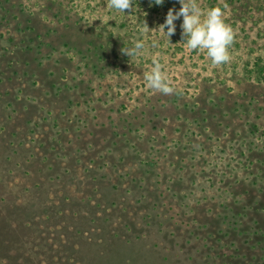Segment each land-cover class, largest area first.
<instances>
[{"label":"rangeland","instance_id":"rangeland-1","mask_svg":"<svg viewBox=\"0 0 264 264\" xmlns=\"http://www.w3.org/2000/svg\"><path fill=\"white\" fill-rule=\"evenodd\" d=\"M195 2L227 62L168 42L176 0H0V264H264V0Z\"/></svg>","mask_w":264,"mask_h":264},{"label":"clouds","instance_id":"clouds-1","mask_svg":"<svg viewBox=\"0 0 264 264\" xmlns=\"http://www.w3.org/2000/svg\"><path fill=\"white\" fill-rule=\"evenodd\" d=\"M159 5L163 0H154ZM180 7L173 11L169 9L164 21L160 24L159 30L167 38L176 31L174 21L182 18L180 27L182 29L183 43H186L188 50H206L207 56L213 64H222L229 60L228 46L233 40V32L230 26L222 20V11L219 7H211L206 12H202L195 0H176ZM109 7L125 13L126 9L132 8V0H110ZM148 28L146 27L145 30ZM144 43L137 40L131 48L122 51L127 56L135 55L144 48ZM152 47L157 46V42H152ZM144 79L152 89L159 90L164 94L174 91L166 82V77L162 72V65L159 60H152L151 70L145 73Z\"/></svg>","mask_w":264,"mask_h":264},{"label":"trees","instance_id":"trees-1","mask_svg":"<svg viewBox=\"0 0 264 264\" xmlns=\"http://www.w3.org/2000/svg\"><path fill=\"white\" fill-rule=\"evenodd\" d=\"M88 1H94V2H96V4L98 3V2H101L102 0H88ZM149 1V3L152 5V7H153V4H154V9H160L161 7H166V5H168V3H167V0H163V3H161V4H159V5H157L155 2H154V0H132V8L133 9H135V10H143V9H145V10H148V9H153V8H151V7H147V2ZM105 3H108L107 5H108V7H109V3H110V0L108 1V0H105ZM107 7V6H106ZM107 7V8H108ZM94 8V7H93ZM110 8V7H109ZM110 9H112V8H110ZM133 9H132V11H133ZM115 11H117V12H120V11H118V10H116V9H114ZM93 11V10H92ZM131 11V12H132ZM130 12V13H131ZM125 13H126V15H127V12H126V10H125ZM125 13H122L121 12V16L122 17H125L124 15H125ZM129 15V14H128Z\"/></svg>","mask_w":264,"mask_h":264}]
</instances>
